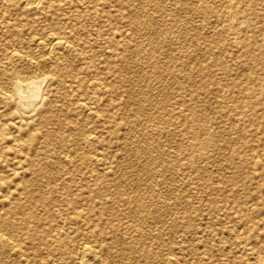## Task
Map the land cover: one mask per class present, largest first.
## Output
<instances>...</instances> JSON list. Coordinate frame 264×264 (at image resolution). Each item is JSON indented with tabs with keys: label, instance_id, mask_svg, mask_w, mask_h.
<instances>
[{
	"label": "rangeland",
	"instance_id": "obj_1",
	"mask_svg": "<svg viewBox=\"0 0 264 264\" xmlns=\"http://www.w3.org/2000/svg\"><path fill=\"white\" fill-rule=\"evenodd\" d=\"M38 1L0 0V264H264V0Z\"/></svg>",
	"mask_w": 264,
	"mask_h": 264
},
{
	"label": "bare ground",
	"instance_id": "obj_2",
	"mask_svg": "<svg viewBox=\"0 0 264 264\" xmlns=\"http://www.w3.org/2000/svg\"><path fill=\"white\" fill-rule=\"evenodd\" d=\"M27 2H25L26 4H27V6L28 5H34V4H36L37 3V1L38 0H26ZM60 1V0H59ZM38 2H40V1H38ZM63 2V1H62ZM34 6H36V5H34ZM117 31V30H116ZM115 31V32H116ZM36 45H39L40 44V41H38V40H36ZM66 43H67V41L66 40H64L63 38H60V37H52L50 40H49V44H48V52H52V51H55V50H58V49H64L65 47H68V46H66ZM68 44V43H67ZM35 45V44H34ZM80 50V49H79ZM47 51V50H46ZM107 52V51H106ZM63 53V52H62ZM16 54L17 53H13V52H9L8 53V55H7V58H6V60L8 59V61L9 60H11V59H13L15 56H16ZM3 60H4V58H3ZM7 61V62H8ZM3 63V62H2ZM33 64V63H32ZM4 67V66H3ZM5 71V70H4ZM3 71V72H4ZM3 74V73H2ZM15 74V73H14ZM26 76V75H25ZM8 77V76H7ZM17 77V76H16ZM21 77V76H20ZM28 77V76H27ZM1 78H2V76H1ZM13 78V77H12ZM43 78V77H42ZM14 79V78H13ZM3 80V79H2ZM22 80V79H21ZM93 80V79H92ZM91 80V81H92ZM4 81V80H3ZM7 81H10V80H7ZM15 81V80H14ZM20 81V80H19ZM40 81V80H39ZM39 81H35V79L33 80H31V77H30V79H29V77H28V79L26 78L25 80L23 79L22 80V82L23 83H18V82H14V83H11V85H12V90H13V88H15V89H20V90H27V91H30V93H31V97H34V94L37 92V90L39 91L40 89H38V88H40V84H42L41 82H39ZM90 81V82H91ZM21 82V81H20ZM94 82V81H93ZM7 83V82H6ZM10 83V82H9ZM92 84V83H91ZM132 84V83H131ZM95 85V84H94ZM94 85H92V86H94ZM90 88V87H89ZM93 91V94H95V95H97L95 92L97 91V90H95V89H93L92 90ZM40 92V91H39ZM3 93V92H2ZM20 93V92H19ZM98 93V92H97ZM5 94H6V92H5ZM20 95V94H19ZM160 95V94H159ZM7 97V96H6ZM27 99V98H26ZM30 99V98H29ZM18 101H19V98H18ZM26 101V100H25ZM20 102H22L21 100H20ZM81 103V102H80ZM79 102H76V104H80ZM20 104V103H19ZM25 104V103H24ZM26 106V105H25ZM22 107V106H21ZM154 112V111H153ZM85 113H87V112H85ZM91 113V108H89L88 109V115ZM86 115V114H85ZM93 115V114H92ZM1 119V118H0ZM15 122V121H14ZM8 125V124H7ZM81 130V129H80ZM87 134V133H86ZM89 135H91V134H89ZM89 135H85L84 134V137L82 136V138H84L86 141H88L89 139H90V137L91 136H89ZM150 161V160H149ZM149 163V162H148ZM146 166V165H145ZM81 167V166H80ZM144 168H146V167H144ZM73 175V174H72ZM155 206V205H154ZM153 218V217H152ZM55 228V227H54ZM239 230V229H238ZM159 235V234H158ZM1 236V235H0ZM2 237V236H1ZM7 237V236H6ZM161 237V236H160ZM9 239V238H8ZM148 239V238H147ZM150 240V239H149ZM10 242V241H9ZM155 249V248H154ZM133 251H134V249H133ZM153 255V254H152ZM167 257H169V256H167ZM166 257V258H167ZM172 258V257H171ZM78 259L81 261V262H83L84 264H100L101 262L99 261V259L98 258H95V257H92L90 254H89V250H88V248H87V246H86V244L85 245H81V247H80V251H79V254H78ZM166 261H168L167 259H166ZM151 263V262H150ZM164 264H165V262H164Z\"/></svg>",
	"mask_w": 264,
	"mask_h": 264
}]
</instances>
